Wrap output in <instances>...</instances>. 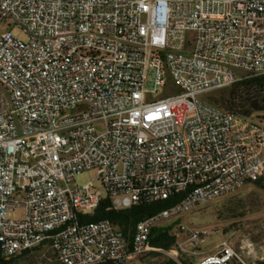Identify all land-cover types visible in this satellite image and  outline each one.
Listing matches in <instances>:
<instances>
[{
    "label": "built area",
    "instance_id": "1",
    "mask_svg": "<svg viewBox=\"0 0 264 264\" xmlns=\"http://www.w3.org/2000/svg\"><path fill=\"white\" fill-rule=\"evenodd\" d=\"M251 76H264V0H0L2 256L58 231V264H128L153 227L258 181L264 124L204 99ZM87 171L100 189L77 184ZM181 193L137 224L131 251L111 221L82 220L105 199L126 210ZM232 261L247 264L226 241L197 264Z\"/></svg>",
    "mask_w": 264,
    "mask_h": 264
},
{
    "label": "rangeland",
    "instance_id": "2",
    "mask_svg": "<svg viewBox=\"0 0 264 264\" xmlns=\"http://www.w3.org/2000/svg\"><path fill=\"white\" fill-rule=\"evenodd\" d=\"M11 32L16 38L24 42L29 40L28 34L19 27H13ZM207 97L208 95L204 99H207ZM259 116H254L252 119L264 124V120L261 118L264 115ZM76 182L80 186L92 184L95 189H100L103 184L102 179L95 171L80 174L77 176ZM100 191L105 196V191L103 189ZM238 194H243L245 200V218H239V214L228 212L222 207L224 200L234 199V196ZM24 215V208L17 207L14 211L9 212L8 218L10 220H22ZM172 224H174L173 232L178 238L179 250L184 254L195 257L197 263L205 256L217 253L220 245L226 241L232 243L238 249L242 248L247 264H254L264 259V191L255 188L251 184L226 197L183 212L159 225ZM181 227H185L186 230L181 231ZM189 231L201 234L207 233V235L202 237L200 243H194L190 240ZM178 254L179 251H175L169 253L168 256L177 258ZM54 261L55 257L51 249L47 248L40 253H36L24 264H53ZM131 264L143 263L136 260Z\"/></svg>",
    "mask_w": 264,
    "mask_h": 264
},
{
    "label": "trees",
    "instance_id": "3",
    "mask_svg": "<svg viewBox=\"0 0 264 264\" xmlns=\"http://www.w3.org/2000/svg\"><path fill=\"white\" fill-rule=\"evenodd\" d=\"M207 99L210 104L222 110L236 113L246 118L260 117L259 115H264V76H251L227 90L208 94ZM261 118L264 120L263 116ZM250 184L264 191V176ZM185 195V193L175 194L167 200L144 203L126 210H114L111 206V201L105 199L101 202L100 207L94 215L83 217L82 220L84 222L111 221L124 234L129 244V251H131L137 224L175 207L184 199ZM234 197V199L228 198L224 200L222 207L228 212L239 214V218H245L246 210L243 194H238ZM173 228L174 224L153 227L148 240L151 250L140 256L139 259L151 264H196L195 257L184 254L179 250L178 238L174 234ZM49 247L50 243L47 242L11 258L3 257L0 251V264H24L34 257L36 253H40ZM175 251H179L177 258L168 256L169 253ZM53 264L58 263L55 260ZM102 264L115 263L108 261ZM229 264L240 263L232 261ZM254 264H264V259Z\"/></svg>",
    "mask_w": 264,
    "mask_h": 264
},
{
    "label": "bare ground",
    "instance_id": "4",
    "mask_svg": "<svg viewBox=\"0 0 264 264\" xmlns=\"http://www.w3.org/2000/svg\"><path fill=\"white\" fill-rule=\"evenodd\" d=\"M103 220L98 222H90V227H102ZM58 238V231L41 232L39 242H50V239Z\"/></svg>",
    "mask_w": 264,
    "mask_h": 264
},
{
    "label": "crops",
    "instance_id": "5",
    "mask_svg": "<svg viewBox=\"0 0 264 264\" xmlns=\"http://www.w3.org/2000/svg\"><path fill=\"white\" fill-rule=\"evenodd\" d=\"M49 249H50V247H49ZM136 260H140L139 258H136V259H134V260H132V261H130L128 264H131L132 262H134V261H136ZM141 261V260H140ZM143 264H151L150 262H145V261H141Z\"/></svg>",
    "mask_w": 264,
    "mask_h": 264
}]
</instances>
